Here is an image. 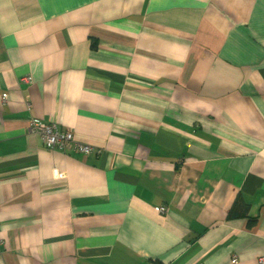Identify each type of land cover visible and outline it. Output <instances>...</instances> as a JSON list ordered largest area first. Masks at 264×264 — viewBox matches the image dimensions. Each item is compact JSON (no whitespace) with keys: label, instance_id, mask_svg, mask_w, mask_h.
I'll return each mask as SVG.
<instances>
[{"label":"crops","instance_id":"crops-1","mask_svg":"<svg viewBox=\"0 0 264 264\" xmlns=\"http://www.w3.org/2000/svg\"><path fill=\"white\" fill-rule=\"evenodd\" d=\"M262 257L264 0H0V264Z\"/></svg>","mask_w":264,"mask_h":264},{"label":"built area","instance_id":"built-area-1","mask_svg":"<svg viewBox=\"0 0 264 264\" xmlns=\"http://www.w3.org/2000/svg\"><path fill=\"white\" fill-rule=\"evenodd\" d=\"M26 82H28V79H26ZM28 127L32 134L38 135L41 142L52 149L62 151L72 149L82 155H90L94 150L91 146L76 144L70 132L59 129L54 123L47 124L34 118L28 122ZM156 210L164 212V208ZM260 260L264 262V257ZM232 262H235V260H232Z\"/></svg>","mask_w":264,"mask_h":264},{"label":"trees","instance_id":"trees-1","mask_svg":"<svg viewBox=\"0 0 264 264\" xmlns=\"http://www.w3.org/2000/svg\"><path fill=\"white\" fill-rule=\"evenodd\" d=\"M233 214H235V206L232 207V209H231L229 215L232 216ZM236 215H239L240 217H246V216H247V213H246V211H243L242 213H240V214H236ZM253 221H254V220H249L248 225H253V224H254Z\"/></svg>","mask_w":264,"mask_h":264}]
</instances>
